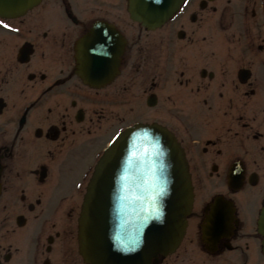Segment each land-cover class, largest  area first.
I'll list each match as a JSON object with an SVG mask.
<instances>
[{"label": "flooded vegetation", "instance_id": "obj_1", "mask_svg": "<svg viewBox=\"0 0 264 264\" xmlns=\"http://www.w3.org/2000/svg\"><path fill=\"white\" fill-rule=\"evenodd\" d=\"M93 29L95 64L81 66ZM137 121L174 133L195 195L194 237L153 264H264V0H184L154 29L127 0H42L0 18V264H85L86 181Z\"/></svg>", "mask_w": 264, "mask_h": 264}, {"label": "water", "instance_id": "obj_2", "mask_svg": "<svg viewBox=\"0 0 264 264\" xmlns=\"http://www.w3.org/2000/svg\"><path fill=\"white\" fill-rule=\"evenodd\" d=\"M39 1L0 0V17L20 16ZM182 1L128 0V11L153 28ZM192 201L187 162L173 134L156 123H135L94 166L77 220L79 253L89 264H151L181 241ZM258 229L264 237V206Z\"/></svg>", "mask_w": 264, "mask_h": 264}, {"label": "rangeland", "instance_id": "obj_3", "mask_svg": "<svg viewBox=\"0 0 264 264\" xmlns=\"http://www.w3.org/2000/svg\"><path fill=\"white\" fill-rule=\"evenodd\" d=\"M194 233H195V228L192 226L188 230V235L194 237Z\"/></svg>", "mask_w": 264, "mask_h": 264}, {"label": "snow or ice", "instance_id": "obj_4", "mask_svg": "<svg viewBox=\"0 0 264 264\" xmlns=\"http://www.w3.org/2000/svg\"><path fill=\"white\" fill-rule=\"evenodd\" d=\"M5 26L7 27V25H5ZM113 139H115V137Z\"/></svg>", "mask_w": 264, "mask_h": 264}]
</instances>
